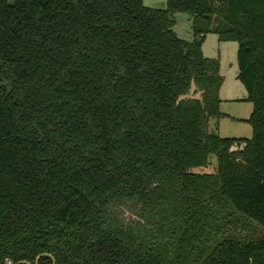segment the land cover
<instances>
[{
    "label": "trees",
    "instance_id": "trees-1",
    "mask_svg": "<svg viewBox=\"0 0 264 264\" xmlns=\"http://www.w3.org/2000/svg\"><path fill=\"white\" fill-rule=\"evenodd\" d=\"M210 33L238 43L251 139L211 127ZM45 254L264 264V0H0V264Z\"/></svg>",
    "mask_w": 264,
    "mask_h": 264
},
{
    "label": "rangeland",
    "instance_id": "rangeland-1",
    "mask_svg": "<svg viewBox=\"0 0 264 264\" xmlns=\"http://www.w3.org/2000/svg\"><path fill=\"white\" fill-rule=\"evenodd\" d=\"M14 0H11L13 2ZM145 4L152 8L165 9L167 7V0H145ZM176 25L174 29L178 35L186 40H191L193 37L192 24L193 20L187 14L178 13L175 15ZM238 43L236 42H221L218 35L210 33L207 35L205 43L203 45V51L207 57L218 58L221 61V71L223 75H226V83L222 88V96H232L233 93L236 96H240V89L247 95V91L240 80L234 79V68H237L234 60L237 56ZM225 65V66H224ZM224 72V73H223ZM234 91V92H233ZM221 96V95H220ZM222 98V97H221ZM253 104L246 101H230L225 100L221 103V110L231 114L233 111H237L239 116H250ZM233 110V111H232ZM236 114V113H235ZM215 120L211 121V125H215ZM213 128V126H211ZM218 132L223 137L228 136H246L251 138L252 127L243 120L238 121L236 119L225 117L222 118L218 124ZM217 167V157L211 156L210 165L207 168H203L206 172H215Z\"/></svg>",
    "mask_w": 264,
    "mask_h": 264
},
{
    "label": "crops",
    "instance_id": "crops-1",
    "mask_svg": "<svg viewBox=\"0 0 264 264\" xmlns=\"http://www.w3.org/2000/svg\"><path fill=\"white\" fill-rule=\"evenodd\" d=\"M237 52H238V50H237ZM234 62H235V64H236V66H238V61H237V56H236V59L234 60ZM221 65H223V64H221ZM225 66V65H224ZM224 73V72H223ZM221 74H222V71H221ZM233 74H234V79L235 80H239L238 79V75H239V67H237V68H234V71H233ZM223 75V74H222ZM223 77H224V82L226 83V75H223ZM224 82H223V85H222V87H221V91H220V95H221V99H222V103H223V101H224V99L225 100H230V101H238V100H241V101H246L247 102V96L248 95H246L245 93H244V91H242V89H240L239 88V90H240V94H238V95H240V96H236L234 93H233V95L232 96H228L227 98H226V96H222V88H223V86H224ZM234 92V91H233ZM249 102V101H248ZM233 111V110H232ZM252 111H253V108L251 109V112H250V114L249 115H251L252 114ZM225 114H227L230 118H233V119H236V120H238V121H241V120H243V121H245V120H247L250 116H239V115H237V111H233L231 114H229V113H227V112H224ZM236 113V114H235ZM211 126H213V129H216V124L215 125H211ZM252 134H253V132H252ZM226 137V136H225ZM228 137H232V138H244V139H251L252 138V136H251V138H249V137H246V136H228Z\"/></svg>",
    "mask_w": 264,
    "mask_h": 264
},
{
    "label": "water",
    "instance_id": "water-1",
    "mask_svg": "<svg viewBox=\"0 0 264 264\" xmlns=\"http://www.w3.org/2000/svg\"><path fill=\"white\" fill-rule=\"evenodd\" d=\"M45 255H47V256L53 258V260H54V264H56V261H55L54 257H53L51 254H45ZM42 256H43V255H40V256L38 257V259H37V264L39 263V259H40ZM23 263H25V264H31L30 262H27V261H25V262H23Z\"/></svg>",
    "mask_w": 264,
    "mask_h": 264
}]
</instances>
